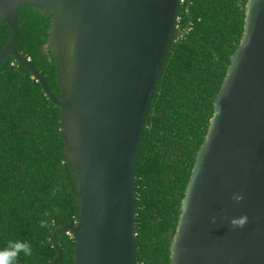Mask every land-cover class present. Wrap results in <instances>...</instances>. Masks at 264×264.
Segmentation results:
<instances>
[{"label": "water", "instance_id": "water-1", "mask_svg": "<svg viewBox=\"0 0 264 264\" xmlns=\"http://www.w3.org/2000/svg\"><path fill=\"white\" fill-rule=\"evenodd\" d=\"M185 0H0L13 30L0 52L28 68L62 110L78 192L75 264H138V163L153 101L181 32ZM52 17L49 47L61 97L17 51L22 8ZM244 199L236 203L232 197ZM247 217L242 229L229 221ZM216 217V223L211 218ZM172 264H264V0H250L245 34L183 200ZM17 263V260H16Z\"/></svg>", "mask_w": 264, "mask_h": 264}, {"label": "trees", "instance_id": "trees-1", "mask_svg": "<svg viewBox=\"0 0 264 264\" xmlns=\"http://www.w3.org/2000/svg\"><path fill=\"white\" fill-rule=\"evenodd\" d=\"M250 0H185L181 32L153 101L138 163V264H172L183 200L204 145L215 102L232 56L245 34ZM52 17L30 7L19 14L17 51L62 96L59 66L49 47ZM14 37L0 24V52ZM62 110L32 72L10 57L0 67V250L30 244L15 264H50L58 258L54 233L74 226L77 184L65 151ZM43 225V226H42ZM58 264H75L76 239L62 232Z\"/></svg>", "mask_w": 264, "mask_h": 264}, {"label": "clouds", "instance_id": "clouds-1", "mask_svg": "<svg viewBox=\"0 0 264 264\" xmlns=\"http://www.w3.org/2000/svg\"><path fill=\"white\" fill-rule=\"evenodd\" d=\"M232 199L236 203H240L244 197L240 194H234ZM211 223H216V217L211 218ZM229 223L233 229H242L248 223V218L246 216L234 218ZM20 253H23L25 256H30L32 254L30 244L22 240L10 242L7 247L0 250V264H15L16 258Z\"/></svg>", "mask_w": 264, "mask_h": 264}]
</instances>
